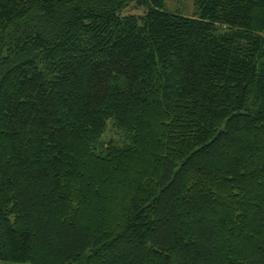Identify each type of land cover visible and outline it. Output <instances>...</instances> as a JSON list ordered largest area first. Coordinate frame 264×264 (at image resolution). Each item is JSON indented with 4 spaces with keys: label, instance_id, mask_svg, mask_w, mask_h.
Returning a JSON list of instances; mask_svg holds the SVG:
<instances>
[{
    "label": "trees",
    "instance_id": "trees-1",
    "mask_svg": "<svg viewBox=\"0 0 264 264\" xmlns=\"http://www.w3.org/2000/svg\"><path fill=\"white\" fill-rule=\"evenodd\" d=\"M0 0V264H264V0Z\"/></svg>",
    "mask_w": 264,
    "mask_h": 264
},
{
    "label": "rangeland",
    "instance_id": "rangeland-1",
    "mask_svg": "<svg viewBox=\"0 0 264 264\" xmlns=\"http://www.w3.org/2000/svg\"><path fill=\"white\" fill-rule=\"evenodd\" d=\"M165 8L172 13H180L187 17H193L196 13L194 0H165Z\"/></svg>",
    "mask_w": 264,
    "mask_h": 264
}]
</instances>
